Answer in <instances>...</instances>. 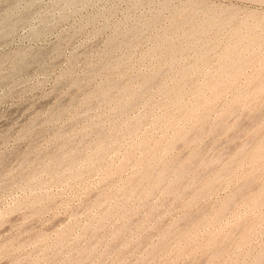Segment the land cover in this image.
<instances>
[{"label":"rangeland","instance_id":"374dc122","mask_svg":"<svg viewBox=\"0 0 264 264\" xmlns=\"http://www.w3.org/2000/svg\"><path fill=\"white\" fill-rule=\"evenodd\" d=\"M0 264H264V0H0Z\"/></svg>","mask_w":264,"mask_h":264},{"label":"bare ground","instance_id":"6f19581e","mask_svg":"<svg viewBox=\"0 0 264 264\" xmlns=\"http://www.w3.org/2000/svg\"><path fill=\"white\" fill-rule=\"evenodd\" d=\"M212 20H213V19H212ZM142 28H143V27H142ZM257 29H258V28H257ZM257 29H256V30H257ZM144 32H145V31H144ZM143 34H144V33H143ZM233 46H234V45H233ZM42 55H43V54H42ZM27 66H28V65H27ZM235 73H236V72H235ZM146 90H147V89H146ZM177 91H178V90H177ZM152 107H153V106H152ZM87 154H88V153H87ZM185 173H186V172H185ZM193 201H194V200H193ZM106 216H107V215H106ZM215 257H216V256H215ZM260 259H261V258H260Z\"/></svg>","mask_w":264,"mask_h":264}]
</instances>
